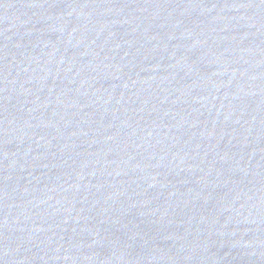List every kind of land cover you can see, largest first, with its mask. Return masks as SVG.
I'll return each mask as SVG.
<instances>
[{"label": "water", "instance_id": "95a60500", "mask_svg": "<svg viewBox=\"0 0 264 264\" xmlns=\"http://www.w3.org/2000/svg\"><path fill=\"white\" fill-rule=\"evenodd\" d=\"M0 264H264V0H0Z\"/></svg>", "mask_w": 264, "mask_h": 264}]
</instances>
